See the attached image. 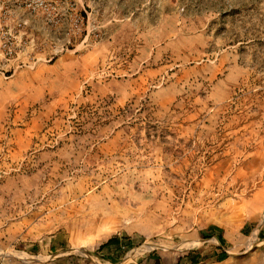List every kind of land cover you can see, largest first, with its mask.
I'll return each instance as SVG.
<instances>
[{
	"label": "rangeland",
	"instance_id": "obj_1",
	"mask_svg": "<svg viewBox=\"0 0 264 264\" xmlns=\"http://www.w3.org/2000/svg\"><path fill=\"white\" fill-rule=\"evenodd\" d=\"M218 231L264 264V0H0V264H211Z\"/></svg>",
	"mask_w": 264,
	"mask_h": 264
},
{
	"label": "crops",
	"instance_id": "obj_2",
	"mask_svg": "<svg viewBox=\"0 0 264 264\" xmlns=\"http://www.w3.org/2000/svg\"><path fill=\"white\" fill-rule=\"evenodd\" d=\"M40 73L41 72L38 69L36 72L32 73L33 74L32 76L34 77V79L36 78V79L39 80L41 78V74ZM214 236H215L214 238L218 241V244H216L217 247L215 248L216 252L214 253L213 256L208 257L207 261L209 263H211V264H221L224 261H227V260L230 259L229 250L226 247L227 244H228V240L226 239L225 234H223V232L221 233L220 231H218V233L215 234ZM220 238L221 239L223 238V240H220ZM222 253H226V257L224 259H222V260H218V256H220ZM201 254H202V251L199 254V261H200V259L202 257Z\"/></svg>",
	"mask_w": 264,
	"mask_h": 264
},
{
	"label": "trees",
	"instance_id": "obj_3",
	"mask_svg": "<svg viewBox=\"0 0 264 264\" xmlns=\"http://www.w3.org/2000/svg\"><path fill=\"white\" fill-rule=\"evenodd\" d=\"M220 240H223V238ZM110 245H118L120 246V251L122 252V254H124L128 249H130L133 245V239L125 236L124 238L120 237V236H114L111 237L110 239H108L105 243L100 245V249H104ZM193 255H188L189 257L191 256V261L193 263H198L199 262V254L200 252L196 251L194 253H192ZM226 257V253H222L220 256H218V260H222Z\"/></svg>",
	"mask_w": 264,
	"mask_h": 264
}]
</instances>
